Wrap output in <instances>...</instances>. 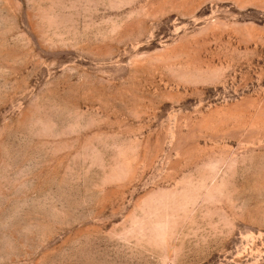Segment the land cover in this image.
Listing matches in <instances>:
<instances>
[{
  "label": "rangeland",
  "instance_id": "1",
  "mask_svg": "<svg viewBox=\"0 0 264 264\" xmlns=\"http://www.w3.org/2000/svg\"><path fill=\"white\" fill-rule=\"evenodd\" d=\"M0 264H264V0H0Z\"/></svg>",
  "mask_w": 264,
  "mask_h": 264
}]
</instances>
